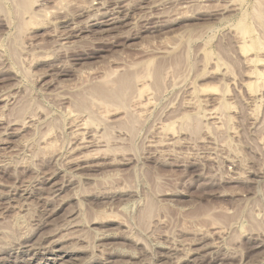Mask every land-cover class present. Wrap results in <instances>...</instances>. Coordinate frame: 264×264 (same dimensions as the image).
Segmentation results:
<instances>
[{
    "label": "rangeland",
    "instance_id": "obj_1",
    "mask_svg": "<svg viewBox=\"0 0 264 264\" xmlns=\"http://www.w3.org/2000/svg\"><path fill=\"white\" fill-rule=\"evenodd\" d=\"M260 1L0 0V264H264Z\"/></svg>",
    "mask_w": 264,
    "mask_h": 264
},
{
    "label": "bare ground",
    "instance_id": "obj_2",
    "mask_svg": "<svg viewBox=\"0 0 264 264\" xmlns=\"http://www.w3.org/2000/svg\"><path fill=\"white\" fill-rule=\"evenodd\" d=\"M18 1V0H17ZM31 1L32 0H19V6H20V8H21V10L23 11V12H27L28 13V11H29V9H30V4H32L31 3ZM259 2H261L260 0H259ZM18 5H16V7L18 6ZM18 6V7H19ZM32 6V5H31ZM263 7H264V5H263ZM32 9V8H31ZM259 10H261L260 8H259ZM262 10H264V9H262ZM255 12H257L256 10H254ZM30 12V11H29ZM23 14V13H22ZM30 14V13H29ZM259 15V13L256 15L255 14V16L257 17ZM261 15H263V14H261ZM260 16V15H259ZM261 18V17H260ZM259 18V19H260ZM263 18V17H262ZM252 19H254V18H252ZM258 20V19H257ZM262 20V19H261ZM260 20V21H261ZM255 21V20H254ZM263 21V20H262ZM261 21V22H262ZM23 22V21H22ZM115 22V21H114ZM24 23V22H23ZM258 24V23H257ZM21 25V24H20ZM24 25V24H23ZM246 25V24H245ZM22 26V25H21ZM240 26V25H239ZM261 26V25H260ZM259 26V27H260ZM263 26H264V23H263ZM20 27V26H19ZM241 32L243 33V35H246V37L248 36V34L250 35V31H249V29H248V27H245V26H242V24H241ZM260 28H262V27H260ZM258 41H259V39H258ZM252 43V42H251ZM259 43V42H258ZM257 44V43H256ZM252 45V44H251ZM255 45V44H254ZM258 45V44H257ZM251 47V46H250ZM258 47V46H257ZM256 47V48H257ZM255 59V58H254ZM252 60L251 59V61H249V63L251 62L252 64H256V63H259V61H257V59L256 60ZM150 63H151V61H150ZM150 63H149V65H150ZM153 63V62H152ZM154 64V63H153ZM149 65H148V69L150 68L149 67ZM151 66V65H150ZM143 67V66H142ZM154 69V68H153ZM150 71V70H149ZM151 71H152V69H151ZM150 71V72H151ZM148 73V72H147ZM156 73V72H155ZM154 73V74H155ZM130 74H132V73H130ZM251 76L250 77H252L253 78V80H254V83H251V84H249V85H247V87H248V89L250 90L249 92H251V93H253V89H254V87L256 88L257 86L259 87V85H261V86H263L264 85V74L263 73H261V72H258L257 70H253V72H251ZM153 75V74H152ZM134 76V75H133ZM124 76H122V78H123ZM131 77H132V75H131ZM138 77V76H137ZM158 77L159 76H157V79H158ZM119 78V81H117V82H113L111 85H112V88L110 89V90H108L107 88H106V91H103L102 93H98V91L96 90V93L98 94H96L97 95V97H98V100H96V102L98 101V102H105V101H108L107 103H111L110 101H113V102H115V101H117V103H120V101H121V99H122V96H123V94H124V91L126 90V89H128V87H132L131 85V80H132V78H134V80H135V78L136 77H132V78H128V76H127V78H125V79H120V77H118ZM137 79V78H136ZM139 79V78H138ZM137 79V80H138ZM110 80V79H109ZM116 80H117V78H116ZM140 80V79H139ZM159 80V79H158ZM113 81V80H112ZM136 81V80H135ZM132 82H134V81H132ZM157 82V81H156ZM159 82H161V81H159ZM110 83H111V81H109L108 82V84H105L104 85V87L106 86V85H108V86H110ZM138 83H139V81H138ZM135 84H136V82H135ZM157 84V83H156ZM253 84V85H252ZM159 85V84H158ZM133 86H134V83H133ZM155 86V85H154ZM102 88H103V85L101 86ZM157 87H159V86H157ZM130 88H129V90H130ZM99 89V88H98ZM105 89V88H104ZM102 91V90H101ZM131 91V90H130ZM129 91V92H130ZM256 91V90H255ZM91 93H94V91L93 92H91ZM89 96H90V94H88ZM127 95V94H126ZM140 95V94H139ZM93 96V95H92ZM92 96H90V97H92ZM95 96V95H94ZM143 96V95H142ZM90 97H88V98H90ZM96 97V98H97ZM124 98H126V97H124ZM91 99V98H90ZM92 99H94V97H92ZM91 99V100H92ZM139 99V98H138ZM141 99V98H140ZM86 100H87V98H86ZM124 100V99H123ZM126 100V99H125ZM84 101V100H83ZM93 101V100H92ZM127 101V100H126ZM85 102V101H84ZM88 102H90V101H88ZM112 102V103H113ZM92 103H94V102H92ZM92 103H88V104H91L92 105ZM116 103V104H117ZM122 103H124V101H122ZM82 104H83V102H82ZM96 104V103H95ZM98 105L100 104V103H97ZM102 104V103H101ZM104 104V103H103ZM115 104V103H114ZM91 105H89L90 107H91ZM108 105V104H107ZM124 105V104H123ZM83 106H85V105H83ZM82 105H81V107H83ZM114 106V105H113ZM115 106H118V105H115ZM126 106V105H125ZM87 106H85L84 108H86ZM121 107V106H120ZM223 107V106H222ZM91 109V108H90ZM86 110H88V109H86ZM92 110V109H91ZM93 111V110H92ZM83 112H85V111H83ZM89 112V111H88ZM92 114H93V112H92ZM91 114V115H92ZM93 116H94V114H93ZM215 116V115H214ZM89 118L91 119L92 117H90L89 116ZM88 118V119H89ZM93 118H95V117H93ZM90 121V120H89ZM94 121V120H93ZM87 122V121H86ZM104 122V121H103ZM91 123H92V121H91ZM95 123H97V122H95ZM86 125V124H85ZM93 126V125H92ZM78 128V127H77ZM81 128V127H80ZM79 128V130H81ZM87 129V128H86ZM81 135V134H80ZM83 139V138H82ZM82 141H84V140H82Z\"/></svg>",
    "mask_w": 264,
    "mask_h": 264
}]
</instances>
